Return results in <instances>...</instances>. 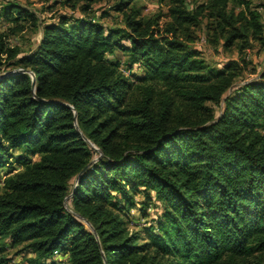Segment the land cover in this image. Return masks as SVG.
I'll list each match as a JSON object with an SVG mask.
<instances>
[{
  "label": "trees",
  "instance_id": "16d2710c",
  "mask_svg": "<svg viewBox=\"0 0 264 264\" xmlns=\"http://www.w3.org/2000/svg\"><path fill=\"white\" fill-rule=\"evenodd\" d=\"M82 1L26 53L9 40L22 21L38 27L35 12L0 3V251L19 247L22 264H264V69L234 87L239 62L211 66L192 45L205 21L212 46L264 48L255 0H158L163 24L106 0L122 27ZM151 193L160 213L131 229L135 197L145 210Z\"/></svg>",
  "mask_w": 264,
  "mask_h": 264
},
{
  "label": "rangeland",
  "instance_id": "374dc122",
  "mask_svg": "<svg viewBox=\"0 0 264 264\" xmlns=\"http://www.w3.org/2000/svg\"><path fill=\"white\" fill-rule=\"evenodd\" d=\"M5 0H0L3 3ZM21 4L26 6L29 10L34 11L38 18V27H32L28 21H22L24 24V29L17 35L10 37V44L19 46L23 53L31 51L40 39V29L42 23L53 22L58 15L66 14L73 17H82V13L79 10V6L83 4L82 0H71L70 3L64 4V0H18ZM74 1V3H73ZM75 4V8L71 7V4ZM188 8L192 7V3L187 1ZM254 4L257 5V10L261 13L262 22L264 24V0H255ZM110 2L102 0L98 3L92 5V13L95 19H98L104 26H123L122 17L120 14L112 11L110 8ZM133 7L139 9L144 16H152L158 12H161L163 16L161 17L160 24H163L166 20L167 14V3H160L158 0H135L133 2ZM105 12H107L105 17H101ZM205 22V21H204ZM201 24L199 28L195 31V39L192 43L195 49L201 52V56L205 58L206 62L214 67L221 68L223 64L236 60L239 62L241 68V73L237 77L234 87L258 77V73L264 69V48H261L256 41H251L250 46L245 50L240 52L234 45L225 48L221 44L218 46H212L206 40L205 26L204 23ZM123 44L127 45L126 40L122 41ZM112 58L119 59L122 63L121 69L128 74V70L125 66L126 55L121 51H115V55ZM10 70L6 69L5 66L2 67V72ZM133 71L140 72L138 67L135 65ZM220 112V107H216L217 115ZM264 131V128H263ZM99 154L94 153L92 161L98 159ZM21 166H16V170H21ZM74 178L71 179L70 185H74ZM70 196V195H69ZM69 196L65 199V206L70 207ZM143 196L137 195L135 197V206L128 212L129 227L131 229H144L149 226L150 223L161 211V205L159 202L155 201L153 198V193H151L150 199L146 202L145 210H141V201ZM140 212L145 216H141ZM86 224V222H85ZM19 247L11 248L7 245L0 251V254L7 256L10 259V264H22L23 254L16 255V251Z\"/></svg>",
  "mask_w": 264,
  "mask_h": 264
},
{
  "label": "water",
  "instance_id": "95a60500",
  "mask_svg": "<svg viewBox=\"0 0 264 264\" xmlns=\"http://www.w3.org/2000/svg\"><path fill=\"white\" fill-rule=\"evenodd\" d=\"M14 71H16V72H19V73H29L30 74V76H31V86L33 87V85H34V80H33V75H32V73H30V71L29 70H26V69H16V70H14ZM4 74H0V77L1 76H3ZM93 162V161H92ZM91 162V163H92ZM89 165V164H88ZM88 165H86L79 173H81V172H83L86 168H87V166ZM78 177V176H77ZM77 179V178H76Z\"/></svg>",
  "mask_w": 264,
  "mask_h": 264
}]
</instances>
